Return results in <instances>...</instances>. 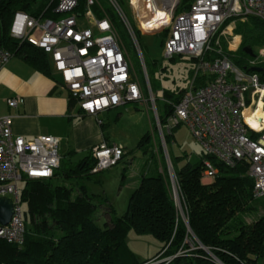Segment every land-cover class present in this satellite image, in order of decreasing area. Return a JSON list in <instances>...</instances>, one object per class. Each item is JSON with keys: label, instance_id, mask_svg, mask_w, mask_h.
<instances>
[{"label": "built area", "instance_id": "built-area-1", "mask_svg": "<svg viewBox=\"0 0 264 264\" xmlns=\"http://www.w3.org/2000/svg\"><path fill=\"white\" fill-rule=\"evenodd\" d=\"M55 1L56 18L17 12L10 34L16 39L27 40L45 53L51 70L60 76L56 83L68 91V96L82 113L97 115L128 102L147 100L153 110L160 144L169 160L164 133L185 124L204 155L228 167L247 163L246 175L253 183L252 197L264 196V134H260L264 130V118L256 128L244 114L247 108L255 111L259 103L264 109V82L259 80L257 73L237 68L226 52L213 47L218 34L224 33L223 25L228 19L243 21L253 16L264 22V0H193L187 9L178 13L180 0H128L135 8L142 2L146 21L157 10L169 17L168 22H163L165 18L159 19L162 20L159 27L143 28L138 15L141 31L159 32L168 28L163 44L166 58L183 55L194 59L190 80L179 100L174 103L163 98L172 107L163 126L139 40L118 1L106 0L131 36L141 59L144 84L149 93L146 97L142 91L144 84L132 66L106 6L98 0ZM232 36L233 44H229L228 52L235 51L240 42L239 34ZM208 53L212 54L206 58ZM255 53L257 57L248 60L250 66H256L264 59V49H257ZM11 56V52L0 48V67ZM6 101L8 106L14 107L20 98L11 97ZM59 143L58 136L38 134L26 139L14 134L11 117L0 116V199L10 200L13 209L8 223H0V238L22 244L26 225L19 183L24 179L52 177L61 161ZM90 154L95 159L90 172L97 173L116 165L122 159L124 149L121 145L102 141L90 149ZM203 161L201 181L209 182L218 169L211 160L204 158ZM169 171L178 201L171 163Z\"/></svg>", "mask_w": 264, "mask_h": 264}, {"label": "trees", "instance_id": "trees-1", "mask_svg": "<svg viewBox=\"0 0 264 264\" xmlns=\"http://www.w3.org/2000/svg\"><path fill=\"white\" fill-rule=\"evenodd\" d=\"M192 1L180 0L176 12L187 9ZM55 5V0H0V48L47 75H51V64L45 53L27 40L12 37L10 26L17 12L56 18ZM107 11L113 13L111 7ZM115 15L112 18L118 26ZM164 31L166 35L168 29ZM234 32L242 35V42L235 51L224 52L237 68L257 73L264 82V59L256 65L261 71H250L248 60L252 57L243 50L250 46L256 52L264 46V22L249 16L237 22ZM185 87L162 89V98L175 103ZM73 101L68 96L69 106ZM171 110V105L164 102L163 113L159 114L162 126ZM173 130L164 133L166 145L172 140ZM151 140L150 131H146L136 148L149 155L155 172L140 176L126 210L118 216L107 197L88 193L84 184L77 183V179L93 174L90 170L95 159L90 150L72 165L66 166L67 158H61L50 178L24 179L19 194L26 225L24 239L17 245L0 238V264H144L153 260H161L153 264H258L264 255V214L251 221L245 218L246 213L257 210L253 183L246 175L247 163L228 167L209 155L191 161L186 154L168 152L179 208L162 149L159 145L152 147ZM204 158L218 169L209 182L201 181ZM58 178L68 183L60 179L54 183ZM97 199L108 216L103 226L93 219ZM130 229L161 242L154 256L143 261L136 257L127 243Z\"/></svg>", "mask_w": 264, "mask_h": 264}, {"label": "rangeland", "instance_id": "rangeland-1", "mask_svg": "<svg viewBox=\"0 0 264 264\" xmlns=\"http://www.w3.org/2000/svg\"><path fill=\"white\" fill-rule=\"evenodd\" d=\"M98 1L106 6V9L110 8H108L109 5L106 0ZM117 1L133 26L139 40L149 81L152 85L151 89L155 97V106L159 114H161L163 113L164 106L162 89H174L186 86L190 80V71L193 68V62L183 55H175L173 59H168L164 56L162 40L165 39L167 35H165L164 30H160L159 32H148L139 29L138 15H140L143 10L141 5L142 2L137 8H135L129 4L128 0ZM108 13L111 17H114L115 15L114 11V14L110 12ZM116 21L118 20L116 19ZM239 21L242 20L234 19L226 22L223 25V28L225 29L224 33L218 34L213 41V47L220 48L222 51H228L229 44H233L232 35L237 34L234 32V28ZM116 27L136 74L142 83L143 81L145 82L141 59L135 50L131 36L121 23L118 26L116 25ZM143 28H155V26ZM227 30H229L228 33ZM239 40L240 42L238 46L242 42V35H240ZM257 49H264V46H260ZM147 90L146 85H144L142 91L145 97L149 96ZM63 92L67 97V92L65 90H63ZM251 109H253V105H251ZM101 118L105 123L103 128L104 132L111 141L123 147L125 154L116 165L97 173H93L87 179H77V183L84 184L88 193L107 197L108 202L114 206L116 215L118 216L123 214L126 210L128 199L132 191L131 188L136 187H132L129 180L140 179L142 174L150 175L155 172V164L149 155L144 154L141 150L136 148L137 141L146 131H150L152 135L151 146L156 148V146L159 145L161 149L162 146L160 144L158 129H155L156 122L153 110L151 109L150 102L147 100L128 102L119 109L101 114ZM172 134L173 136L170 143L168 145L165 144L167 153L171 152L172 155L175 156L186 154L191 161H197L203 156L204 153L200 144L195 140L185 124H180L175 127ZM260 134H264V130ZM61 151L62 146L60 145L59 152ZM72 163L73 162L66 159V166L69 164L72 165ZM122 175H124V178ZM57 180L68 183L67 180L62 178L55 179L53 182L55 183ZM19 186L22 187V183H19ZM172 195L179 207L173 187ZM94 203L96 204V209L93 213V219L96 220L100 226H103L106 218L108 219V216L104 212L105 209L98 204V199L94 200ZM255 205H257V210L255 212L245 214L247 221H251L259 215L264 214V196L258 198L255 201ZM127 243L129 248L141 261L154 256L161 247V242L152 235H138L133 229H130L128 232ZM159 261L161 260H153L144 264H153ZM258 264H264V255L259 260Z\"/></svg>", "mask_w": 264, "mask_h": 264}, {"label": "crops", "instance_id": "crops-1", "mask_svg": "<svg viewBox=\"0 0 264 264\" xmlns=\"http://www.w3.org/2000/svg\"><path fill=\"white\" fill-rule=\"evenodd\" d=\"M50 72L51 75H47L38 71L17 55H12L0 67V116L11 117L13 133L26 139L38 134L58 136L59 147L62 146V151L59 152L61 158L67 157L71 162L82 158L94 145L102 141L117 144L104 132L105 123L101 114L120 107L97 115L84 114L74 101L72 106L68 105V95L66 97L63 90L67 94L68 91L56 83L60 76L57 74V77L52 70ZM11 97L20 98L14 107L8 106L6 101ZM138 182L139 179L129 180L132 187L137 186ZM131 189L133 191L134 188Z\"/></svg>", "mask_w": 264, "mask_h": 264}, {"label": "bare ground", "instance_id": "bare-ground-1", "mask_svg": "<svg viewBox=\"0 0 264 264\" xmlns=\"http://www.w3.org/2000/svg\"><path fill=\"white\" fill-rule=\"evenodd\" d=\"M145 18H146L145 11H142L140 13V23H141V26L143 27H148V26L150 27L155 26V28L159 27V25H161L160 23L162 22V20L159 21V19H162V18H165L163 22L169 21V17H167V15H165V13L160 10H157L154 12V14L149 15L148 16V19L150 18L149 21H146L147 19ZM244 114H245V117L251 122V124L254 127L256 128L260 127L261 118H264V109H262L261 103H259V107L255 111H253V113L249 108H247Z\"/></svg>", "mask_w": 264, "mask_h": 264}, {"label": "water", "instance_id": "water-1", "mask_svg": "<svg viewBox=\"0 0 264 264\" xmlns=\"http://www.w3.org/2000/svg\"><path fill=\"white\" fill-rule=\"evenodd\" d=\"M243 50L245 53H247L250 57H257V54L254 52V50L250 47V46H244L243 47ZM261 67H258V66H251L249 67V70L250 71H261ZM162 150H163V155H164V158H165V161L167 163V167H168V170H169V162L170 161L166 155V151L164 149V147L162 146ZM172 167V166H171ZM169 175H170V171H169ZM12 203L10 200L8 199H3L1 198L0 199V223L1 224H6L8 223L9 219H10V216L12 214Z\"/></svg>", "mask_w": 264, "mask_h": 264}]
</instances>
